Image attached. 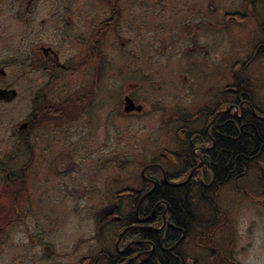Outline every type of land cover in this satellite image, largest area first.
I'll list each match as a JSON object with an SVG mask.
<instances>
[{
  "label": "flooded vegetation",
  "instance_id": "af4514ba",
  "mask_svg": "<svg viewBox=\"0 0 264 264\" xmlns=\"http://www.w3.org/2000/svg\"><path fill=\"white\" fill-rule=\"evenodd\" d=\"M98 1L109 4L113 12L85 36L81 28L84 20H78L89 6L85 0H0V49L8 48L6 52L0 50V128L6 129L0 135V163L17 158L27 161L22 174L5 175L7 182L1 185V190H21L29 197L41 187L47 192L46 202L50 206H67L65 202L53 204L48 192L52 184L50 176L47 175L46 180L37 178L36 182L32 180L33 175L46 171L54 176L56 166L60 169L56 161L64 156L68 157L70 166L74 164L71 178L77 179L79 171L89 174L94 163L85 165L80 160L93 158L96 151L92 140L98 142L96 138H104L107 142L105 137L115 128L112 122L129 121L135 132L134 122L157 121L160 111L169 110L171 121L185 126H179L176 131V151L156 148L155 144L148 146L145 158L151 161L145 167L149 168L144 175L140 173L145 184L131 189L139 195L135 211L124 215L125 204L114 201L106 213L109 228L120 223L112 248L100 249L97 258L82 256L79 264H159V252L165 264H203L202 258L191 255L193 252L203 254L205 249V244L200 242L207 234L208 214L202 205L213 204L220 218V208L224 207L221 197L229 193L227 188L252 172L258 179L254 187L261 189V193L236 189L232 192V205L264 214V184L261 183L264 168L244 172L235 168L227 170L225 174L229 176L224 177L222 170L208 166V153L216 147L215 137L219 136L225 121L235 120L246 127L257 120L264 124V13L255 8L257 0H185L186 7L182 6V0H146L154 9L150 10L152 16H157L155 12L161 5L168 13L172 11L174 23L178 16L185 17L184 28L179 29L175 23L169 30L161 31L163 47L158 46L159 43L149 46L154 54L150 51L153 60H147L138 22L119 14L122 9L118 0ZM178 2L180 7L174 9ZM92 3L95 5V0ZM115 26L121 30L117 27L115 32ZM131 30H136L137 34L132 41H127L124 32ZM17 34L20 40L11 39ZM35 36L38 40L31 44ZM120 36L126 42L119 44ZM156 39L159 40L157 34ZM16 42L20 45L18 50L10 46ZM116 44L127 46L129 51L114 50ZM229 52L230 59H227ZM164 57L168 59L165 64ZM122 62L124 66L118 68L116 63ZM173 75L194 94L192 103L195 105L176 119L173 110L178 105L181 90L168 81ZM192 94L187 93L188 97ZM183 119L188 123L182 122ZM69 135L72 141L65 142ZM118 137L124 140L121 134ZM132 141L137 144L135 139ZM105 145L103 151L98 149L100 156V152L109 153L110 145L108 142ZM124 149L125 146L114 156L119 157ZM83 152L86 154L81 157ZM34 160L42 167L36 165L32 170ZM41 161H45L43 165ZM64 165L61 164V168ZM28 172L31 178L27 187ZM63 172L66 176L69 174V170ZM233 173L236 176L232 177ZM148 184L149 187H145ZM73 185L67 180L63 188L76 199L84 196L91 184L86 185V189ZM55 186L61 187V182ZM163 186L185 191L182 198L187 196L192 218L185 210H180L184 200L175 197L182 205L175 209L173 200L172 206L167 203L166 211L159 218L160 225L154 226L153 213L164 201L149 204ZM142 197L140 217L137 206ZM22 201L25 207L26 200ZM118 208L121 209L119 215H112ZM147 213L148 219L144 221ZM219 223H222L220 219ZM135 230L133 234L138 237H131ZM144 233L150 237L141 236ZM158 234L162 237L159 241ZM27 239L34 246L43 245L31 235H27ZM214 244L213 241V250ZM37 248L41 251L40 260H47L43 259L42 247ZM58 261H62L61 258L53 255L49 264H61Z\"/></svg>",
  "mask_w": 264,
  "mask_h": 264
},
{
  "label": "rangeland",
  "instance_id": "374dc122",
  "mask_svg": "<svg viewBox=\"0 0 264 264\" xmlns=\"http://www.w3.org/2000/svg\"><path fill=\"white\" fill-rule=\"evenodd\" d=\"M85 1L86 5L89 6L86 10L84 9L83 13H80L78 20H84L81 21V23H84L81 28L84 35L89 36L92 28L103 20L110 18L113 11H111L109 4H101L98 0H95V5L92 3L94 0ZM117 2L122 9L119 14L125 16L129 21L138 22L140 25L142 29L141 37L143 36L142 43L145 44L144 57H147V60H153V57L149 56L150 51L153 52L149 46L158 45L159 43L161 45L158 46L163 47L164 39H162L160 34L161 31L169 30L171 28L170 25L175 23L179 29L185 27L182 24L185 17L178 16L179 19L174 23L172 21V11L170 10L168 13L165 6L159 5L158 11L155 12L157 16H152L150 10L154 9L150 1L118 0ZM186 2L185 0L181 1L183 7L187 6ZM179 4V2L176 3L173 8L180 7ZM212 6L213 4L207 5V8ZM117 27L121 30L119 26H115L113 28L115 32ZM124 34L127 41H132L137 31H125ZM156 34L159 35V40L156 39L155 41ZM164 34L166 35V33ZM77 36L79 39V33ZM12 38L20 40L18 34L11 36ZM120 39L119 44L123 41L126 42L123 36H120ZM25 40L23 39L22 41ZM37 40V36L33 37L31 44L37 42ZM10 46L14 50H18L20 45L19 42H16V44H11ZM116 48L124 52L129 51V48L125 45L116 44L113 49L116 50ZM7 49L1 48L0 50L6 52ZM135 51H137V48ZM230 54L229 52L226 55L227 59H230ZM132 56L134 57V55ZM167 61L168 59L164 57L163 63L165 64ZM121 65L124 66V62L122 64L116 63L118 68ZM85 72L87 74L86 67ZM254 77L256 76L254 75ZM158 81L159 85H161V81ZM168 81L174 88L181 90L178 93L180 96L178 105L175 106L173 111L174 118L182 117L183 113L195 106L192 103L194 94L190 92L185 83L177 79V76H170ZM168 81L165 82L168 83ZM256 81H259L258 78ZM187 93L192 95L188 97ZM157 117V121L154 122L153 119H150L147 123L145 120L134 122L135 132L133 125L129 124V121L112 122V127L115 126L114 131L112 129L110 134L105 137V140L110 145L109 153L105 151L100 152L101 156L99 155L98 149L100 148L99 151L106 149L105 143L107 142L103 141L104 138H96L97 141L99 140L98 142L92 140L96 151L93 154V158L85 161L80 160V163L85 165L94 163V169L89 174L79 171V176L83 178L84 182H80L75 177L71 178L74 164L72 163L70 166V161L67 160L68 157L66 156L56 161L60 169L56 166L54 176L46 171L45 174L40 171L38 176L33 175L32 180L36 182H38L37 178L42 177V180H46V176H50L52 184L48 192H51L53 204L59 205L65 202L67 206H50V203L46 202L48 199L46 197L47 192L41 187L37 188L31 198L30 196L28 198L21 196L18 200V203L21 201V206L18 204L19 207L14 206L9 197L7 198L9 192H4L5 196H0V217H2L0 223L5 225L11 219H15V221H12V224L9 223L10 225L6 224V227L9 226L7 228L4 227L6 228L4 231H2L4 228H0V264H49L53 255L61 258L62 261H58L61 264H79V259L82 256L97 258L100 249L107 247L111 249L116 229L108 227L109 224L107 222L110 219L106 213L109 209L111 210V205L115 203L113 200L115 195L126 190L125 188L135 187L133 185L138 181L141 170L151 161L145 158L148 155V146L155 144L156 148L157 146L166 147L168 150L176 151L174 150L176 131L179 126L185 128L184 125H177L175 121H171L173 117L170 116L169 110L160 111ZM182 122L188 123L184 119ZM175 125H177V128ZM0 130V135L4 130L6 132L5 128H0ZM120 134L124 140L118 137ZM109 137L110 141H108ZM67 138L65 142L72 141L70 135ZM133 139L136 140L137 144L132 141ZM148 140L153 141L144 143ZM129 143H133V145ZM123 146L126 147L123 153L119 157L114 156V153L122 149ZM85 154L86 152H83L80 156L82 157ZM42 163L43 161H41ZM63 163L65 165L61 168ZM261 165L262 163L256 164V169L261 168ZM65 170H69L67 176L63 172ZM67 180H70L74 187H79L80 189H86V185H91L84 196L74 199V196L67 194L63 188ZM243 181V184H239L237 181L227 188L229 193L225 197V206L220 208V218L217 210H215L216 208H212L215 207L213 204H206V207L202 205V208L208 214L205 232L211 236L210 234L214 231L213 241L215 243L213 245L215 250L208 251L205 249L204 254L197 252L191 254L202 258L204 260L203 264H207L206 257L213 259L211 263L209 261V264H264V214H254L253 211H244L232 205L234 201L232 192L236 189L244 193H248L251 190L252 193H261V189L259 191L254 187L258 179L252 172H248V175L244 176ZM57 182H61V187L55 186ZM26 186L28 187L29 183ZM20 195L21 193L18 194V196ZM23 199L27 201L25 207H23ZM124 210L126 212H124V215H127L130 208L126 206ZM197 213L201 214L199 208H197ZM219 219L222 223L218 224ZM27 235H31L43 245L34 246L27 239ZM37 247H42L43 259L46 257L47 260H40L41 251L39 252ZM181 254L186 256L184 252H181Z\"/></svg>",
  "mask_w": 264,
  "mask_h": 264
},
{
  "label": "trees",
  "instance_id": "16d2710c",
  "mask_svg": "<svg viewBox=\"0 0 264 264\" xmlns=\"http://www.w3.org/2000/svg\"><path fill=\"white\" fill-rule=\"evenodd\" d=\"M255 8L261 12L264 13V0H257L255 2ZM219 136H216L215 141H216V147L213 148V150L211 152H209V158H208V166L210 167H216L218 170H222V172H224V177H228L229 174H225L227 173L226 171H231L234 170L235 168L237 169H241L243 172L246 169H256V164L258 163H262V165L260 166L261 168H264V124L261 123L260 121H254L252 123H250V125L248 127L243 126L242 123H239L235 120H229V121H225L223 127L221 128V131L218 133ZM184 135H182L183 138ZM37 160L32 161L33 165H32V170H34V168L36 167V165L40 168L42 167L38 162H36ZM6 163H0V190L1 188L4 186V184L7 182V179L5 178V175L7 173L12 174L13 172H18L21 173V169L25 166V164L27 163V161H25L24 158H17V159H11V160H7L5 161ZM45 161H43L42 165L44 164ZM224 170V171H223ZM31 171V170H30ZM22 174V173H21ZM241 173H238L237 175H239ZM232 175V174H231ZM236 176V173H233L232 177ZM246 176V174L244 175ZM23 177V176H22ZM25 178V177H24ZM30 179L31 178V172L29 174V172L27 173L26 179ZM29 179L28 182L29 183ZM78 180H83L82 177L79 176L78 173ZM238 183H242L243 184V179H239L237 180ZM135 182V181H133ZM161 182V181H160ZM232 182V180L230 181ZM158 183V181H157ZM162 183V182H161ZM261 183L264 184V181L261 180ZM143 184H145V181H143V179L141 178V175H139L138 181L136 183H134L133 186L136 187V189L140 188ZM257 184V183H256ZM3 185V186H1ZM19 185V183L17 184ZM150 184L146 185L145 187H149ZM135 187H129V188H125L126 190L121 191L119 194H116L114 197V201L115 202H119V203H124L126 205H124V207L127 206V208H130L131 211H135L136 205L138 203V199H139V195L137 196V194H135V192H133L131 189H135ZM130 189V190H129ZM9 190V189H8ZM14 189H12L11 191H6V190H2L0 192V196H5L3 193L4 192H9L7 198L9 197V200L12 202V204L14 206H18V204L21 202L18 200L19 198L22 197H26V194L24 192H22L21 190H18L17 192H13ZM256 192V191H255ZM20 196H18V194H20ZM248 193H252L248 192ZM182 195L185 196V191H183L182 189H180V191H175L174 190H170L168 187L163 186L162 190H160L159 192L157 191L154 196L152 197V201L150 200V206H152L153 201H158L161 200L164 201L163 204L158 207L157 209H155L154 213H153V218L156 220L154 226H158V224L160 225V221L159 218L163 215V213L166 211L167 208V203H169L171 206V201L173 200V205L174 203H176V205L174 206L175 209L179 208L180 205L183 204V206H180L181 209L180 210H185L186 211V215L191 217V212L187 203V196L182 198ZM182 198L184 201L181 203H177V200H175L176 198ZM28 198V197H26ZM31 198V195H30ZM222 205L225 206V197L222 196ZM175 200V201H174ZM27 203V201H26ZM128 203V204H127ZM20 205V204H19ZM19 207V206H18ZM15 209H17V207H15ZM139 216L141 217L142 215H140V212H143V209L140 207L139 209ZM121 212V209L118 208L117 211L112 214V215H119V213ZM148 215L149 213L145 214L144 217L146 219H148ZM144 218V219H145ZM192 218V217H191ZM2 219V217H0V220ZM133 219V217H132ZM15 221V219H11L10 222L6 223V224H12ZM140 221H142L140 219ZM139 221V222H140ZM5 225H2L0 223V228H4L6 227ZM9 224V225H10ZM8 225V226H9ZM117 226H110V228H117L115 231V238L117 236V233L120 231V223H116ZM7 226V227H8ZM6 227V228H7ZM6 228H4L2 231H4ZM122 229V228H121ZM149 231L151 229H148ZM137 232V230L133 231L131 233V237H135L138 235H134L133 233ZM213 233L210 234L211 236L207 235L205 236V238H202L203 241L200 242L201 245L205 244V249H207L208 251H210L212 249V243H213ZM139 234V233H136ZM147 234V233H146ZM129 235V234H128ZM141 236H145L144 238L148 239L150 236L149 235H145L141 234ZM129 237V238H131ZM162 237L156 236L157 241H159ZM165 246H167V240L164 242ZM205 249L202 251V253H205ZM159 257H157V259L159 260L158 263L159 264H165V258H162L163 256L160 254V252L158 253ZM98 257V256H97ZM155 257V259H156ZM206 260L210 262L213 260L212 258L206 257ZM152 264H154V262H151ZM155 263H157L155 261Z\"/></svg>",
  "mask_w": 264,
  "mask_h": 264
},
{
  "label": "water",
  "instance_id": "95a60500",
  "mask_svg": "<svg viewBox=\"0 0 264 264\" xmlns=\"http://www.w3.org/2000/svg\"><path fill=\"white\" fill-rule=\"evenodd\" d=\"M255 116L258 118V116H257L256 114H255ZM145 170H146V168H144V169L142 170V172H141V173H142V174H144V171H145ZM188 178H189V177H188ZM151 191H152V190H151ZM151 191H150V192H151ZM150 192H149V193H150ZM143 199H144V197H142V198L140 199V201H139V204H138L137 208H139V206H140V203L142 202V200H143ZM144 221H147V219H146V220H144Z\"/></svg>",
  "mask_w": 264,
  "mask_h": 264
}]
</instances>
